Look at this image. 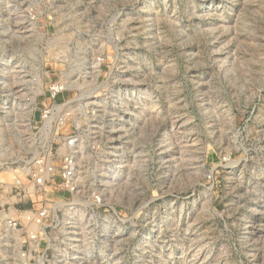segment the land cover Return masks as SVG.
Masks as SVG:
<instances>
[{
    "label": "rangeland",
    "instance_id": "374dc122",
    "mask_svg": "<svg viewBox=\"0 0 264 264\" xmlns=\"http://www.w3.org/2000/svg\"><path fill=\"white\" fill-rule=\"evenodd\" d=\"M0 264H264V0H0Z\"/></svg>",
    "mask_w": 264,
    "mask_h": 264
},
{
    "label": "bare ground",
    "instance_id": "6f19581e",
    "mask_svg": "<svg viewBox=\"0 0 264 264\" xmlns=\"http://www.w3.org/2000/svg\"><path fill=\"white\" fill-rule=\"evenodd\" d=\"M8 69H9V68H8ZM6 70H7V68H6ZM4 100H5V99H4ZM4 103H5V102H4ZM73 165H74L73 162H71L70 165H69V170H70V171H71V170H72V171L74 170ZM71 175H72V174H71ZM71 175H70V176H71ZM70 176L68 177L69 179H70ZM26 222H27V221H26ZM28 223H29V222H28ZM30 224H31L30 226L33 225L32 223H30ZM25 225H26V224H25ZM25 227H26V226H25ZM27 228H28V227H27ZM30 228L32 229V227H30ZM29 231H30V230H29Z\"/></svg>",
    "mask_w": 264,
    "mask_h": 264
},
{
    "label": "built area",
    "instance_id": "2783aa9c",
    "mask_svg": "<svg viewBox=\"0 0 264 264\" xmlns=\"http://www.w3.org/2000/svg\"><path fill=\"white\" fill-rule=\"evenodd\" d=\"M71 162H72V161H70V162L68 163V165H70V163H71ZM71 171H72V170H71ZM70 175H71V173H69V174H68V173H66V176H68V177H69Z\"/></svg>",
    "mask_w": 264,
    "mask_h": 264
}]
</instances>
